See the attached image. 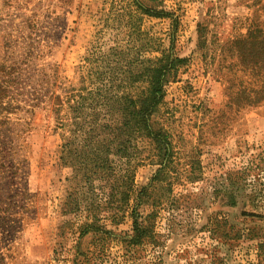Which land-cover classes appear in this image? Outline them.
<instances>
[{
  "label": "rangeland",
  "instance_id": "rangeland-1",
  "mask_svg": "<svg viewBox=\"0 0 264 264\" xmlns=\"http://www.w3.org/2000/svg\"><path fill=\"white\" fill-rule=\"evenodd\" d=\"M107 1L0 0V65L26 66L28 58L39 78L55 66L74 79L75 66L108 37L100 30ZM163 3L179 20L173 51L187 60L165 86L156 119L171 133L177 167L194 162L200 178H179L172 192L177 202L156 209V234L136 245L127 243L128 213L116 222L101 210L96 226L82 233L86 212L61 210L71 175L58 159L61 130L45 99L31 106L27 93L6 109L11 122L5 125L25 131L0 157L6 164L0 169V264H264L256 246L264 242V99L242 103L244 96L264 95V0ZM170 22L148 17L144 28L167 48ZM139 157L138 187L156 169L146 149ZM229 174L240 175L235 206L225 202ZM137 210L151 211L147 205ZM215 218L226 223L222 236L207 231ZM243 228L257 238L234 237Z\"/></svg>",
  "mask_w": 264,
  "mask_h": 264
},
{
  "label": "trees",
  "instance_id": "trees-1",
  "mask_svg": "<svg viewBox=\"0 0 264 264\" xmlns=\"http://www.w3.org/2000/svg\"><path fill=\"white\" fill-rule=\"evenodd\" d=\"M107 2L100 14L103 22L100 30L108 37L93 45L82 63L75 66L74 79L64 77L55 66H49L39 78L35 69L28 67V58L24 60L26 66L21 62L0 65V157H5L7 147L13 150L14 146L8 144L25 131L5 125L11 122L6 111L8 105L24 101L27 93L31 106L45 99L55 127L61 130L59 162L71 169L61 210L86 212L80 225L82 233L96 226L101 210L108 211L107 216L116 222L128 213L132 228L127 243L136 245L142 238L156 234L153 229L156 209L163 205L173 208L177 202L172 196L176 184L181 185L182 178L189 183L200 178L194 173V162H185L181 169L177 167L171 133L156 119L164 103L165 86L177 79L179 68L187 59L173 51L179 20L163 0ZM148 17L171 20L167 48L145 30L144 21ZM153 51L159 54L151 56ZM262 99L264 95L244 96L242 103L255 105ZM145 149L156 169L148 182L138 187L134 172ZM3 168L6 164L1 161L0 169ZM239 173L242 176L246 171ZM239 178L240 175L235 180L230 174L227 176L224 191L227 205L237 204L233 186L240 184ZM142 205L151 211L139 213L137 208ZM224 225L225 221L215 218L206 228L211 236L217 232L222 236ZM225 235L229 236L227 232ZM234 237L254 239L257 234L243 228ZM256 246L264 253V242Z\"/></svg>",
  "mask_w": 264,
  "mask_h": 264
}]
</instances>
